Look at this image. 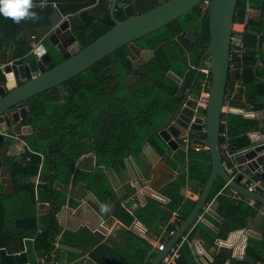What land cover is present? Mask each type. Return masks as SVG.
<instances>
[{"label": "trees", "instance_id": "trees-1", "mask_svg": "<svg viewBox=\"0 0 264 264\" xmlns=\"http://www.w3.org/2000/svg\"><path fill=\"white\" fill-rule=\"evenodd\" d=\"M45 2L42 9L46 10L47 18L53 11V2H57L64 15L76 16L81 10L94 5L96 0ZM101 2L103 0L99 1ZM253 2L237 0L234 22L244 21L247 8L255 3ZM261 3L264 7V2ZM155 4L156 2L149 6L142 5V11ZM202 15L201 7L197 6L164 27L135 41V45L141 49L155 50V57L146 64L141 74V84L145 86L143 89L132 91L135 87L129 85V76L133 71L132 50L125 45L64 82L68 94L62 99L58 97L57 89L53 88L30 100L38 131L33 134L29 143L33 150L43 153L44 158L38 154L25 153L12 164L15 190L8 195L0 193V264H37L38 259L34 253L50 254L54 249L56 236L62 231L57 214L66 203L65 187L69 185L71 178L74 181H84L100 201L104 204H114L115 216L125 224L131 223L133 216L121 205L114 191L106 186L105 173L100 167L92 173L76 169V161L87 150L85 141L82 140L87 138L93 141L99 166H110L117 159L141 149L145 137L163 125L174 108H177L181 87H189L194 79L196 71H190V65L198 63L201 56L193 54V60L188 62L180 43L183 42L184 46L192 49L194 53L198 51L199 44L193 46L184 38V32L197 20L200 37L205 43L208 41V17L205 15L202 18ZM120 18H123V15ZM3 23L0 17L2 33H8L11 28ZM44 24L48 25V21ZM113 25L114 21L110 17L99 24H96L92 17H88L84 21L74 23L73 29L80 47L84 48ZM256 25L264 27V19L258 23L250 20L247 29L255 28ZM256 46L257 37L246 30L242 67L230 72L235 71L234 77L240 80L247 90L250 104L259 110L264 108V70L259 68L254 71L257 61ZM170 71L179 76H186L182 86L169 77ZM229 76L231 78L232 73H229ZM46 101L54 105L49 107ZM225 118L227 122L221 124V132L227 130L231 139L230 147L233 142H237L240 148L249 145L248 133L259 128V121L236 114L224 115L223 119ZM203 137L206 138L205 133ZM220 138L223 144L224 139ZM153 139H157L155 134ZM189 152L188 176L190 180L198 182L196 186L191 185L192 190L198 192L210 175L211 163H206L210 162V154L206 149L196 151L192 148ZM2 166L4 161L0 159V168ZM204 167L207 170L204 171ZM36 178L40 181L37 185V197ZM185 183L186 174H182L162 191L170 200L171 210H178L181 216H187L195 205L192 200L185 201L180 194V189ZM224 187L225 182L218 177L209 200ZM217 200L220 204L218 213L222 219L216 223L217 233L206 237L210 245L214 244L217 238H226L230 232L245 227L248 218L263 208L260 203L251 206L245 200H236L225 195L218 196ZM46 201L49 203V209L44 214L37 213L40 207L38 203ZM148 202L136 216L152 232L159 235V221L169 219L172 211L161 209L154 200ZM171 227L173 226L170 225L169 228ZM195 230L204 232L201 225H196ZM121 236L124 239L123 244L110 246L101 242L87 227H81L77 231H63L59 242L81 249L82 252L89 251L96 264H150V258L154 256L150 243L127 229L122 231ZM30 237H34L35 241L28 243V251L23 252V239ZM226 260H229V264L264 262V231L260 239H249L243 259L231 257L230 253L221 250L212 264H224ZM176 264L190 263L182 253Z\"/></svg>", "mask_w": 264, "mask_h": 264}, {"label": "crops", "instance_id": "crops-1", "mask_svg": "<svg viewBox=\"0 0 264 264\" xmlns=\"http://www.w3.org/2000/svg\"><path fill=\"white\" fill-rule=\"evenodd\" d=\"M45 1L46 0H31L32 7L29 9V11L36 14L34 19L25 17L20 19L19 22H16L11 17L4 16L2 13H0V17L4 22L3 25L5 26L6 23L11 28L9 29L8 33L3 32L0 34V59L5 55L11 59L10 55L16 50H20V46L23 42H31L30 37L33 34H36V41H38L42 33L48 30L53 23H57L59 20H61V18L76 17L64 15L61 12L57 2H53L51 4L53 11L46 18V10L42 9L43 4L46 3ZM261 1L260 4H256L254 1L255 3L253 2L254 4H251L247 8L246 18L248 19V22L251 20L258 23L260 20L264 19V7ZM153 2L155 1L153 0ZM119 13L122 15L121 12ZM4 19L7 20L5 21ZM84 20L78 19L74 23L76 24ZM46 21H48V25L44 24ZM198 22L199 20L195 21L188 29L194 28L200 31L199 27L197 26ZM74 23L72 24V27ZM263 28L264 27L262 26L256 25L255 28L249 29L264 32ZM5 43H8L7 52L4 51ZM196 43L200 45V48L196 53H194L192 49L186 48L183 42L180 43L183 48V55L187 58L188 62L193 60V54H195L194 56H202L201 52L203 53L204 48L202 47L201 43L197 42L196 40L191 44L194 46ZM262 43L263 48L261 54L262 57H264V38L262 39ZM130 48L132 50L133 71L129 76V85H134L135 89L132 88V91H136V89L140 90L145 87L141 84V74L143 73V69L145 68L146 64L155 57V50L141 49L136 45ZM60 61L61 58L57 60V62ZM199 62L196 64H191L190 71H197ZM241 67L239 69H241ZM259 68L264 70L263 65H259L257 69ZM231 73V79L236 80V82L234 85L228 86L224 105L228 104L232 110H228L226 107L223 108V116L236 114L245 117L242 113L238 112L237 109H243L246 111L250 110V98L247 95V90H245V88L240 83V80L234 77L235 71H232ZM168 75L173 81L179 83L180 86H182L185 82L186 76H179L173 71H170ZM201 76L202 73L200 72L196 84L193 87V90H197L198 92L200 90L199 79ZM189 87H181L179 90L180 98H182L183 93ZM56 91L60 99L68 94H65L64 92L61 93L58 90ZM175 110L176 109L174 108V110L168 116V119L172 116ZM253 113V116L245 118L258 120L260 126L259 128L248 133L250 143L252 141H257L264 136V108L259 110L253 108ZM32 122L33 121H31L30 117L27 118V124H31ZM226 122V118L223 119L222 117V123L226 124ZM36 131H38L36 125L33 126L32 132H29L27 129L25 131L18 130L9 136H6L3 142L0 143V159L4 161V166L0 168V193L8 195L14 192L15 186L12 181V164L13 162L18 161L20 157L23 142L27 143L32 148L29 140L32 139L33 134ZM195 131L196 130L192 129H183L182 135L176 138L178 141V146L175 150L164 144L157 134H155L157 138L155 140L153 139L154 134H150L151 136L148 135L145 137L140 150L134 151L122 159H117L115 163L110 166H105L104 164L99 166L96 151L93 149V141L87 138L82 140L85 141L84 143L86 145L84 144V146L87 148V150L81 154V156L76 161V169L79 171L92 173L100 167V169H102L105 173L107 181L106 186L114 191L116 197L118 200H120L121 205L128 213L133 216V219L130 224H125L113 214L115 208L114 204H104L84 181H74L73 178H71L69 185L65 187L67 191L66 203L62 206L57 214L58 223L62 228V231L56 236L54 249L50 251V254L34 253L38 259L37 264H96L92 260L89 251L82 252L81 249L60 244L59 241L61 234L65 230L77 231L81 227H87L94 236L100 239L101 242L107 243L110 246H116L124 243L121 233L125 229L141 237L131 228L133 222L137 220L148 229L149 239H145L143 237L141 238L145 239L151 245L153 242L155 243L157 240L165 238L166 233L164 232L163 228L165 226L170 227V225L174 226L179 224V222L175 223L174 221H170V218L159 221L160 233L159 235H156L136 215L141 209L149 204V200H154L158 203V206L161 209L171 212L172 210L169 207L170 200L168 197L162 194V191L170 182L175 181L182 174H186V183L180 189V194L183 196L185 201L192 200L196 203L204 185L198 192H194V190L191 188V185L196 186L198 182L196 180H190L188 176L190 165L189 150L192 148L195 149V144L202 143L204 137L202 132L197 134ZM34 140L35 139H33V141ZM230 140L231 139L229 137V141ZM229 149L236 151L240 149V147L238 146L237 142H233ZM41 154L42 155L40 157L43 159L44 154ZM206 163L210 164L211 162L208 161ZM40 165L42 167V164ZM203 169L205 171L206 168L204 167ZM246 172L248 173V170ZM253 178L258 180L260 179L255 177ZM262 181L264 182V180ZM194 194L198 196L192 197ZM221 195L232 197V189L226 185V183L225 187L221 189L212 200L208 199V208L206 210L202 209L200 213L202 218L197 220V217L193 226L187 231V233H185L183 237H181L183 238V242L180 256L182 253L185 254L186 259L190 264H212L216 255L221 250H225L230 253L231 257L243 259L249 239H260L262 237L264 231V214L260 211V208L256 215L248 218L247 225L245 227L230 232L226 238H217L212 245L207 243L206 237L209 238L211 234L217 233L216 223L220 222L222 219L218 213L220 204L217 200V197ZM38 205L40 207L38 208L37 213L44 214L45 211L49 209V203L47 201L40 202ZM187 216H181L182 222ZM196 225H201L204 232L195 230ZM220 241L224 242V245H219L218 243ZM28 243L34 242L26 241L24 243L23 252L28 251ZM31 245V247H33V244ZM153 253L154 256L152 258L154 259L157 253ZM152 258H150V264ZM224 264H229V260H226Z\"/></svg>", "mask_w": 264, "mask_h": 264}, {"label": "water", "instance_id": "water-1", "mask_svg": "<svg viewBox=\"0 0 264 264\" xmlns=\"http://www.w3.org/2000/svg\"><path fill=\"white\" fill-rule=\"evenodd\" d=\"M202 1L155 0V5L142 11V5L149 6L153 0H103L99 3L100 5L80 11L76 17L61 18L57 23H53L38 39L35 52H31L30 42H23L20 50L10 55L11 59L7 55L0 59V143L6 136L18 130L27 129L32 132L36 123L30 103L33 97L53 88L67 94L64 82L117 49L125 45L133 47L137 39L178 19L200 6ZM236 5L237 0H210L207 11L203 14L208 17V41L201 44L204 50L195 78L183 93L172 116L151 133V135L157 134L164 144L175 150L178 146L176 138L182 135L183 129L200 131L202 124L205 123L207 148L211 159L210 175L192 211L168 241L165 249L157 253L151 264H159L169 249L193 226L208 202L218 177L223 179L230 188L255 199L264 206V196L251 192L245 187L252 176L264 180V136L236 151L231 149L230 154L233 155L231 158L224 153L220 138L226 91L229 85H234L236 82L229 76L230 40ZM119 12L122 13L123 18H118ZM88 16L92 17L96 24L110 17L114 25L89 45L81 48L72 24ZM247 32L257 37V61L254 66L256 71L259 65L264 66V57L261 54L264 32L253 29H247ZM198 34L200 31L190 28L185 31V38L190 43H194ZM237 37L243 40L244 34H237ZM7 50L8 43H5L4 51L7 52ZM206 57H209L211 61L209 103L205 119L196 116L191 124L199 98V92L193 90V87ZM60 58L61 61L57 62ZM234 67L239 69L241 63L235 62ZM262 81L264 82V79ZM11 82H13L12 86H10ZM29 117L33 121L31 124H27ZM237 169L240 173L232 179L231 174Z\"/></svg>", "mask_w": 264, "mask_h": 264}, {"label": "built area", "instance_id": "built-area-1", "mask_svg": "<svg viewBox=\"0 0 264 264\" xmlns=\"http://www.w3.org/2000/svg\"><path fill=\"white\" fill-rule=\"evenodd\" d=\"M100 0H96V3L92 6H90L89 8L95 7L99 4ZM210 0H203L200 4V7L202 9V12L205 13L207 11L208 5H209ZM251 5V4H250ZM247 22L248 19L245 17L244 21H240V22H234L233 24V28H232V35H231V40H230V71L231 70H235L237 68L234 67V63L239 61L241 63L242 58L244 56L245 50L243 47V40L240 39L239 37H237V34H245L246 30H247ZM31 42H30V50L31 52H35L36 48L38 47V42L36 41L37 37L36 34L31 35ZM210 67H211V61L209 59V57H206L203 61L202 67L200 69V72L202 73L201 78L199 79V86H200V90H199V98L197 99V103H196V109H195V115L191 120V124L194 122V119L196 116H200L203 119H205V113H206V109L208 107V103H209V90H210V86H211V71H210ZM263 105H264V101H263ZM227 108L228 110H232L231 107H229L228 104L223 105V108ZM250 110H243V109H237L238 112L242 113L245 117H250L253 116V105L250 106ZM205 111V112H204ZM227 111V110H226ZM190 124V126H191ZM203 134H206V127H205V123L202 124V129L200 130ZM220 137H222L224 139V143L222 144L223 146V150L224 153L226 154V156L228 158H231L233 155L230 154V141H229V137H228V133L227 130H225L224 132L220 133ZM203 148H207V141L206 138L203 139L202 143H197L195 144V150L199 151ZM25 153H30V154H38V155H42L41 153L33 150L27 143L23 142V147L21 149V154H25ZM26 160H29V157L26 158ZM240 173V170H234L231 174L232 179L236 178L237 175ZM40 183L39 178L35 179V193L37 195V185ZM227 185V183H226ZM245 187L254 193H258L264 196V182L262 180H258V179H254L253 177H250L248 182L245 184ZM232 189V188H231ZM198 196L196 194L192 195V197ZM232 197L235 198L236 200H245L247 201L250 205L254 206L256 205L258 202L253 199L250 198L248 196H244L240 193H238L236 190L232 189ZM208 203L205 204V206L203 207V210H206L208 208ZM260 211L264 214V206L263 209L261 208ZM202 215L199 214L198 215V219H201ZM181 216H180V212L178 210H174L171 212V217H170V221H174L179 222V224L174 225L173 227L169 228V226H165L163 228L164 232L166 233V237L157 240L155 243H152V251L155 253H159L160 251H163L166 247V244L168 243V241L172 238V236L176 233L177 229L179 228L182 220H181ZM137 234H139L141 237L145 238V239H149V234H148V229L139 221L135 220L132 224L131 227ZM26 241H31L34 242L35 238L34 237H30V238H24L23 242L25 243ZM182 242H183V238H181L177 243H175L167 252V254L161 259L159 264H175L176 261L179 259L180 257V253H181V247H182ZM219 245H224V242H219ZM153 258L151 259L152 262ZM43 263V262H41ZM260 264H264V262H261Z\"/></svg>", "mask_w": 264, "mask_h": 264}, {"label": "clouds", "instance_id": "clouds-1", "mask_svg": "<svg viewBox=\"0 0 264 264\" xmlns=\"http://www.w3.org/2000/svg\"><path fill=\"white\" fill-rule=\"evenodd\" d=\"M31 7V0H0V13L16 22L25 17L34 19L36 14L29 11Z\"/></svg>", "mask_w": 264, "mask_h": 264}, {"label": "flooded vegetation", "instance_id": "flooded-vegetation-1", "mask_svg": "<svg viewBox=\"0 0 264 264\" xmlns=\"http://www.w3.org/2000/svg\"><path fill=\"white\" fill-rule=\"evenodd\" d=\"M155 1V0H154ZM204 14V13H203ZM120 13H118V18H120ZM202 18H204V16L202 15ZM197 42H199V43H201V44H203V43H205L204 41V39H202V37H200V34L199 35H197V37H196V39H195ZM27 42V41H26ZM29 42V41H28ZM195 91H197V90H195Z\"/></svg>", "mask_w": 264, "mask_h": 264}, {"label": "rangeland", "instance_id": "rangeland-1", "mask_svg": "<svg viewBox=\"0 0 264 264\" xmlns=\"http://www.w3.org/2000/svg\"><path fill=\"white\" fill-rule=\"evenodd\" d=\"M257 4H260V1L259 0H254ZM231 73V72H230ZM46 104H47V106H49V107H52L53 105H54V103H52V102H47L46 101Z\"/></svg>", "mask_w": 264, "mask_h": 264}, {"label": "bare ground", "instance_id": "bare-ground-1", "mask_svg": "<svg viewBox=\"0 0 264 264\" xmlns=\"http://www.w3.org/2000/svg\"><path fill=\"white\" fill-rule=\"evenodd\" d=\"M12 85H13V82L10 83V86H12Z\"/></svg>", "mask_w": 264, "mask_h": 264}]
</instances>
